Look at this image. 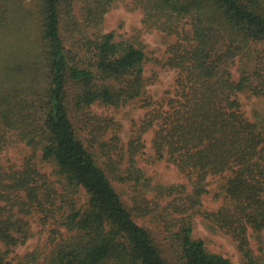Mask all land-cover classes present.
<instances>
[{
  "label": "trees",
  "instance_id": "16d2710c",
  "mask_svg": "<svg viewBox=\"0 0 264 264\" xmlns=\"http://www.w3.org/2000/svg\"><path fill=\"white\" fill-rule=\"evenodd\" d=\"M118 1L0 0V36L29 29L40 43L29 48L40 50L33 61L18 50L2 70L0 152L30 153L21 168L0 163V240L25 243L21 216H32L49 236L15 264H169L173 254L179 264H235L195 235L203 217L233 239L240 264H264V122L238 99L264 98V0H132L147 29L176 38L163 58L140 31H104ZM28 42L19 35L14 44ZM148 64L177 71L163 100L149 91ZM130 103L147 111L124 148L117 134L106 139L115 120L93 106ZM138 155L173 164L184 181H155ZM113 181L131 189L129 202ZM209 194L216 208L206 206Z\"/></svg>",
  "mask_w": 264,
  "mask_h": 264
},
{
  "label": "rangeland",
  "instance_id": "374dc122",
  "mask_svg": "<svg viewBox=\"0 0 264 264\" xmlns=\"http://www.w3.org/2000/svg\"><path fill=\"white\" fill-rule=\"evenodd\" d=\"M31 0H27V2ZM132 0H119L116 6L107 13L105 21V32L116 31L120 35H130L134 32L140 31L142 39L148 44L149 50L152 54L158 58H163L167 51V48L176 41L174 36H169L164 32L158 30L147 29L142 21L143 13L140 9H132ZM32 3V2H31ZM35 5V4H34ZM21 35L23 40H28L24 49L16 46L14 44L17 41L18 36ZM36 31H30L26 29L21 33L16 31L15 35L8 37L0 36V80H2V70L6 65H8L11 59L17 54L16 52H22L20 54L28 56V61H33L38 55L40 50H34L31 52L29 48H36L34 44L40 46L37 40ZM6 38L10 43L5 48L2 42ZM242 64V61H241ZM240 63L237 61L236 65L233 66V74L236 77L238 75V67ZM146 74L154 79V83L149 86V91L156 101L163 100L168 96L170 92H173L175 86V80L177 79V71L169 67H162L160 65L148 64L146 66ZM37 73L29 72L25 80L29 83L34 82L37 79ZM35 79V80H34ZM239 101L242 103V109L244 110L246 116L251 121L264 122V98H259L255 96H249L247 94L240 93L238 96ZM95 113L103 115L104 117L112 118L115 120L117 126L115 129L109 130L106 135V139H110L114 134H117L120 139V145L126 148L127 143L132 135V130L135 126V122L140 120L146 113V109L140 107L136 103H130L123 105L120 108L116 107H104L98 104L93 106ZM153 137V132H149L146 135V152L148 154L152 153L151 140ZM30 151L26 145H20L17 147L9 148L0 152V163L2 166H13L14 168H21L29 155ZM40 153H38L35 161L40 158ZM137 162L140 167H142L155 181L163 183H174L183 182L184 178L178 171V169L173 165L169 164L165 160L150 162L146 160V156L138 155ZM38 166L43 167L42 163L38 161ZM44 171H50V168L43 167ZM115 189L121 194L122 198L129 202L131 197V189L124 183L113 181L112 182ZM216 184L210 185L209 188L214 189ZM82 200H86L87 195L82 190L81 192ZM206 206L210 208H216L219 202L213 199L212 195H208L205 199ZM23 219L28 220L30 223L31 236L29 239L17 246L8 248L0 240V254L6 257L8 264H15L17 259L24 255L25 253L32 251L36 246L44 243L49 236L48 231L40 224L37 218L32 216H21ZM141 224H147L142 219H137ZM154 228V226H150ZM156 229V228H155ZM157 230V229H156ZM194 233L197 237L204 240L206 246L213 252L223 254L226 257H230L235 264H240V252L236 243L233 239L222 232L218 227H216L212 222L204 219L203 217H197L194 221ZM159 243L169 246L167 242L163 241L161 237H158ZM161 239V240H160ZM252 245L255 250L259 253V243L255 237H251ZM167 248V247H166ZM166 255V252H165ZM168 255V252H167ZM171 262L169 264H179L176 256L173 254L169 256Z\"/></svg>",
  "mask_w": 264,
  "mask_h": 264
}]
</instances>
